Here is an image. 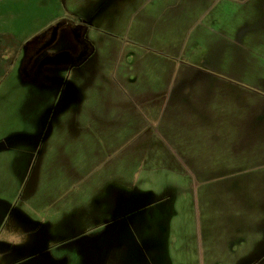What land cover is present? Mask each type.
I'll use <instances>...</instances> for the list:
<instances>
[{
    "label": "rangeland",
    "instance_id": "374dc122",
    "mask_svg": "<svg viewBox=\"0 0 264 264\" xmlns=\"http://www.w3.org/2000/svg\"><path fill=\"white\" fill-rule=\"evenodd\" d=\"M206 1L0 0V264L140 207L137 250L79 264H264V9ZM227 111L241 131L207 134Z\"/></svg>",
    "mask_w": 264,
    "mask_h": 264
},
{
    "label": "crops",
    "instance_id": "0c3cea01",
    "mask_svg": "<svg viewBox=\"0 0 264 264\" xmlns=\"http://www.w3.org/2000/svg\"><path fill=\"white\" fill-rule=\"evenodd\" d=\"M259 1H260V4L263 5L262 9H264V0H259ZM204 2H205V6L207 4H210L206 0H204ZM222 78H223L222 76H220V77L219 76H212L209 79L208 84H214V85L220 86L221 82L224 80V79L220 80ZM225 113L226 114H224V115H216V116L209 115L208 119H209L211 125L213 126V128L206 129L205 132L207 134H209L211 132H215V133L226 132V133L233 135V134L239 133L241 131V127H240L241 125H239V124H241V120L237 119L235 114H231V112L227 111ZM244 127H246V126H244ZM248 127H251V126H248ZM226 140H230L229 143L227 142V145L223 142V145L226 146V150L228 151V154L230 156V157H228L229 159H225V160H227L226 165L227 166L229 165V170L231 173H233V171L235 170L236 167L243 168L242 163L244 160L242 159V156L238 152V149H239L238 145H241V143H239L238 141H235L230 136L226 137ZM214 142H215V148L218 147L219 141H214ZM207 145L209 148H211L209 144H207ZM229 146H232V147H229ZM202 151H203V153H205V146L204 145L202 146ZM196 152H198V150ZM191 158L195 159L196 154L193 153ZM203 158L205 159V157H203ZM192 159H189V161L192 162ZM208 162H211V160L209 159ZM233 166H236V167H233ZM226 174H228V173H226ZM262 180H264V177L262 178ZM143 211L146 212V208L140 207V208H132V209H129L127 211L123 210L124 214L121 215V218L122 217L125 218L126 223H124V227H121L119 230L124 229L125 231L122 230V231H119L118 233H116L119 235V238L116 240L111 239L110 234L105 236V234H107L106 232L101 233V234H97V236H95L96 239L95 238L94 239H83V236H82L83 231L75 229V227L73 226V229L70 232V235L69 236L66 235V237H63V238H65L64 240L70 241V244H68V242H66L65 244L60 246V249H62V251L59 253L58 258L51 257V260L49 258L48 263H46V261L44 259L40 258V256L43 257L42 253H39V255L37 254V256L33 255L31 257L32 258L31 261H34L35 262L34 264H36V263L38 264L39 260H43L42 262H44V263H42V264H45V263L46 264H67L68 260H69L71 262H75V264H79V263H81V261H80L81 258L78 257L79 256L78 254L82 255L84 253V254H89L92 256L95 253V249L98 252V247H99V245L104 244L103 243L104 240H107V242L109 244L116 243V245L120 246V247L129 246V248L132 251L137 250L136 249L137 247H135V240H132L131 237L129 239V235H128L127 230H129V224L131 227L133 225V226H135V228H137L139 220L142 221V223H143V221L145 219V214H143ZM129 213H132V216H131V218H129V221H128L127 219H128ZM99 217H96V216L92 217V219L94 220L93 224L96 225V227H97V225L99 226L101 224H105V223L111 221L110 218H106L105 216H99ZM142 223H141V225H142ZM110 230H114V229L110 228ZM125 234H126V236H125ZM121 236H122V238H121ZM83 241H88V242L83 244ZM144 241H145V239H144ZM140 244L142 245V242H140ZM25 247H29V246L23 245L20 249L25 250L26 249ZM140 248H141V246H140ZM20 253L22 255L23 254L27 255L30 258V255H29L30 253H23V252H20ZM135 260L137 262L139 259H135ZM82 261H84V260H82ZM88 261L89 260L87 259L85 262L88 263Z\"/></svg>",
    "mask_w": 264,
    "mask_h": 264
}]
</instances>
